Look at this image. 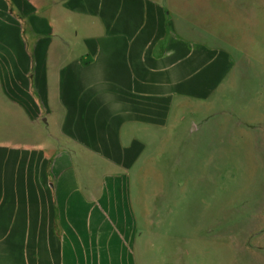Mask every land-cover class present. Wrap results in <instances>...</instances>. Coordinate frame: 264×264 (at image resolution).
I'll use <instances>...</instances> for the list:
<instances>
[{"label":"crops","instance_id":"obj_1","mask_svg":"<svg viewBox=\"0 0 264 264\" xmlns=\"http://www.w3.org/2000/svg\"><path fill=\"white\" fill-rule=\"evenodd\" d=\"M195 23L167 0H0V264H171L130 189L214 131L235 61Z\"/></svg>","mask_w":264,"mask_h":264},{"label":"rangeland","instance_id":"obj_2","mask_svg":"<svg viewBox=\"0 0 264 264\" xmlns=\"http://www.w3.org/2000/svg\"><path fill=\"white\" fill-rule=\"evenodd\" d=\"M167 2L228 49L235 69L203 123L214 131L191 135L201 145L189 162L160 167L171 180L131 183L138 228L150 220L147 239L171 264H262L244 244L264 251V0Z\"/></svg>","mask_w":264,"mask_h":264}]
</instances>
